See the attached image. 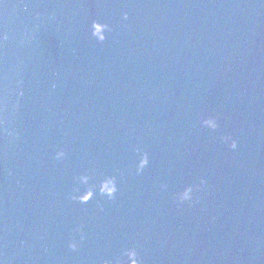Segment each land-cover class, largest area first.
Here are the masks:
<instances>
[{
  "label": "water",
  "instance_id": "95a60500",
  "mask_svg": "<svg viewBox=\"0 0 264 264\" xmlns=\"http://www.w3.org/2000/svg\"><path fill=\"white\" fill-rule=\"evenodd\" d=\"M126 247L264 264V0H0V261L115 264Z\"/></svg>",
  "mask_w": 264,
  "mask_h": 264
},
{
  "label": "clouds",
  "instance_id": "9594fccd",
  "mask_svg": "<svg viewBox=\"0 0 264 264\" xmlns=\"http://www.w3.org/2000/svg\"><path fill=\"white\" fill-rule=\"evenodd\" d=\"M123 16L126 19L127 13L126 12L123 13ZM101 28L110 31V26L107 23L101 25L97 23V20L93 19L91 22V30H92V35L95 36L97 40H101L104 38L101 33ZM200 123L203 127L212 130H216L219 127L217 118L214 115L204 116L201 119ZM220 140L225 144H227V146L231 149L237 148V140L231 134H222L220 136ZM64 155H65V151L62 148L55 152L56 159H62ZM147 164H148V155L146 152L141 151L136 164V171L139 173ZM81 178L83 179V177ZM205 183H206L205 179L201 177L199 179V184L194 183V184L185 185L181 190L174 193V199L178 204L184 202L191 203L193 200L194 191L200 188L201 186H203ZM162 187H166V185H162ZM116 191H117V186H116L115 178L108 177L105 180L103 187L101 188V192L106 193L108 198L112 199ZM90 195H91L90 191L83 196H76L73 194L71 195V199L79 200L80 202L83 203L88 200ZM81 239H83V235H81ZM68 247L75 250L77 248V242L75 240H70L68 242ZM0 264H3V262L0 261ZM102 264H113V262L108 259H105L102 261ZM115 264H142V262L138 258V253L135 247H126L122 249L121 257L115 261Z\"/></svg>",
  "mask_w": 264,
  "mask_h": 264
}]
</instances>
